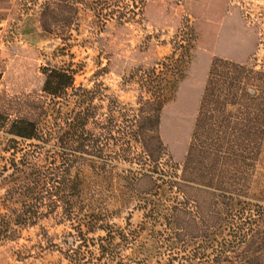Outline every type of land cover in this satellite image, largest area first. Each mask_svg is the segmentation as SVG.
Returning <instances> with one entry per match:
<instances>
[{"label":"trees","instance_id":"16d2710c","mask_svg":"<svg viewBox=\"0 0 264 264\" xmlns=\"http://www.w3.org/2000/svg\"><path fill=\"white\" fill-rule=\"evenodd\" d=\"M145 1L54 5L62 28L75 20L80 30V10L92 13L91 27L103 28L112 18H135ZM51 3L46 0L41 12L49 32ZM68 9L73 17H66ZM189 29L187 24L178 31L170 54L132 71L141 90L136 107L105 95L102 86L77 85L78 68L71 62L42 67L49 98L36 119L11 118L0 110V240L52 215L72 226L111 231L116 223L84 198L82 168L106 173L115 162H126L137 168L120 173L122 185L144 211L140 228L157 231L166 264H264V204L253 199L264 147V68L213 59L178 169L160 128L163 109L192 59Z\"/></svg>","mask_w":264,"mask_h":264},{"label":"rangeland","instance_id":"374dc122","mask_svg":"<svg viewBox=\"0 0 264 264\" xmlns=\"http://www.w3.org/2000/svg\"><path fill=\"white\" fill-rule=\"evenodd\" d=\"M45 1L0 0V110L11 118L36 119L49 98L42 89V67L48 63L72 62L77 85L102 86L105 95L136 107L141 90L130 74L170 54L178 31L188 24L192 59L179 91L163 109L160 128L181 169L213 59L264 68V0H146L135 18H112L103 28L91 27L92 13L80 10V30L75 20L62 28L55 0H47L54 10L51 32L41 21ZM68 16L73 17L69 9ZM126 168L137 166L115 162L106 173L82 168L84 198L116 223L110 232L44 217L18 228L12 239L0 240V264H166L165 249L154 239L157 231L140 228L144 211L122 185L119 175ZM254 180L253 199L264 204V147Z\"/></svg>","mask_w":264,"mask_h":264}]
</instances>
